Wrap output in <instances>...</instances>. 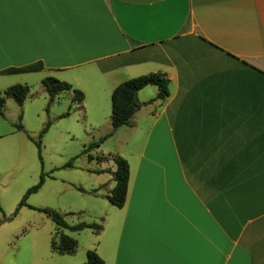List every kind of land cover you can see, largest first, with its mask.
<instances>
[{"label": "crops", "instance_id": "1", "mask_svg": "<svg viewBox=\"0 0 264 264\" xmlns=\"http://www.w3.org/2000/svg\"><path fill=\"white\" fill-rule=\"evenodd\" d=\"M151 73L170 95L141 90L131 125L113 134L130 167L122 208L106 198L113 152L98 156L89 191L103 229L85 251L105 264H264V0L0 3V94L55 77L84 94L68 99L85 129L109 133L114 89ZM3 242L0 264H35Z\"/></svg>", "mask_w": 264, "mask_h": 264}, {"label": "rangeland", "instance_id": "2", "mask_svg": "<svg viewBox=\"0 0 264 264\" xmlns=\"http://www.w3.org/2000/svg\"><path fill=\"white\" fill-rule=\"evenodd\" d=\"M15 77L38 75L8 79ZM18 84L21 83L14 85ZM27 85L31 88V95L23 107L10 99L5 106L4 118L0 117V237L3 244L12 240L21 248V262H30L34 258L35 264H85V250L95 239L92 230L66 231V235L78 242L77 252L72 256L56 254L52 251L51 242L57 226L45 214L30 207L56 210L65 216L69 225H101V219H94L97 211L92 209L93 202L99 200H95L89 191L94 178L91 172L99 168L98 156L113 152L107 163L116 169L114 158L119 155L122 158L124 153H115L118 144L116 136H113L116 131L113 127L109 133L106 128L102 133L85 129L78 110L68 99V93L60 95L48 106L49 95L39 81H28ZM68 112L70 114L66 116ZM48 123V132L40 138ZM19 125L23 130L18 129ZM101 140L98 149L84 152L92 143ZM39 141L41 151L37 147ZM119 142H123L121 132ZM119 145L122 148V143ZM42 177L44 184L41 189L27 196ZM102 193L106 194V190ZM23 200L27 206L20 207ZM102 209L98 207L96 210Z\"/></svg>", "mask_w": 264, "mask_h": 264}, {"label": "trees", "instance_id": "3", "mask_svg": "<svg viewBox=\"0 0 264 264\" xmlns=\"http://www.w3.org/2000/svg\"><path fill=\"white\" fill-rule=\"evenodd\" d=\"M43 69L44 66L42 63H36L22 68H9L2 71L1 74L16 75L25 73H35L40 72ZM41 85L44 91L49 95L48 106H50L58 96L68 92H73L74 103L81 104L85 99L84 94L82 92H80L79 90H74L72 85L60 81L54 77L44 78L41 82ZM148 86H154L158 89L157 100L165 101L170 95V82L166 75L161 73H151L148 75L127 80L114 89L111 95V121L113 131L124 126L131 125L134 115L142 106V104L138 100V93ZM29 94L30 86H28L27 84H18L5 89L0 94V116H3L4 114V107L8 99H12L19 107H23L24 103L28 99ZM69 114L70 112H68L66 116H69ZM21 118L22 115L20 116V119ZM49 128L50 123L46 125V127L40 134V138H43V135L48 132ZM18 129L23 130L22 125H19ZM102 140L97 143H92L89 146L88 150L84 152L86 153L90 150L98 148ZM37 147L41 151V141L37 143ZM114 163L116 165V169L113 172L115 187L111 191V193L106 196V198L112 206L116 208H122L126 203L128 193L130 167L128 162L120 157H115ZM69 166H71V163L69 164ZM43 184L44 178L42 177L40 183L28 191L27 196L38 192ZM78 190L81 192H85L82 188H79ZM95 193L96 191L91 192V194ZM25 200L21 202L20 207L27 206ZM30 208L45 214L57 226L58 230L51 242V248L54 252L60 255H73L77 252L78 249V242L75 239L66 235L64 231L68 230L71 232H82L85 230H92L95 233H99L103 229L102 225H98L95 223H78L75 225H69L65 220V216L56 210L50 208ZM86 256L87 261L85 262V264H105L104 260L97 254L95 250L87 251Z\"/></svg>", "mask_w": 264, "mask_h": 264}, {"label": "snow or ice", "instance_id": "4", "mask_svg": "<svg viewBox=\"0 0 264 264\" xmlns=\"http://www.w3.org/2000/svg\"><path fill=\"white\" fill-rule=\"evenodd\" d=\"M3 2V0H0V3H2Z\"/></svg>", "mask_w": 264, "mask_h": 264}]
</instances>
